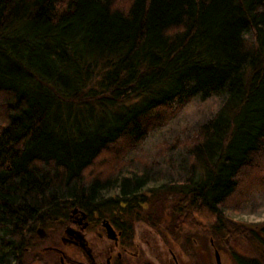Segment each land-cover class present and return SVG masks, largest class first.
Wrapping results in <instances>:
<instances>
[{"label": "trees", "instance_id": "1", "mask_svg": "<svg viewBox=\"0 0 264 264\" xmlns=\"http://www.w3.org/2000/svg\"><path fill=\"white\" fill-rule=\"evenodd\" d=\"M259 200L264 0H0V264L69 207L189 246Z\"/></svg>", "mask_w": 264, "mask_h": 264}, {"label": "flooded vegetation", "instance_id": "2", "mask_svg": "<svg viewBox=\"0 0 264 264\" xmlns=\"http://www.w3.org/2000/svg\"><path fill=\"white\" fill-rule=\"evenodd\" d=\"M43 229L42 235L35 231L33 241L15 264H136L140 256L134 225L129 234L116 220L102 218L79 207H69ZM252 239L256 241L252 244L255 258L248 259L235 253L234 256L244 261L242 264H264V234L261 233L259 239ZM206 250L202 264H224L220 256L224 247L210 240ZM234 256L229 255V263L237 264ZM158 264H180V259L169 250V255L163 253Z\"/></svg>", "mask_w": 264, "mask_h": 264}, {"label": "rangeland", "instance_id": "3", "mask_svg": "<svg viewBox=\"0 0 264 264\" xmlns=\"http://www.w3.org/2000/svg\"><path fill=\"white\" fill-rule=\"evenodd\" d=\"M259 201H255V205L259 204L260 207L264 202ZM155 211L157 213H153V215L158 214L157 217L160 216L161 219L156 229L144 222H136L134 224L135 240L141 249L136 264H147V262L158 264L163 253L169 255V250L178 256L180 264H202L205 260L204 255L207 253L206 245L210 243V240L214 244L225 248V251L220 254L224 264H231V262L229 263V259L231 258L229 255L232 253L248 259L255 258L252 244L256 243V241L252 239L253 235L251 234H246L245 236H241L240 234L233 235L225 241L221 240L220 243H217L207 235L204 227H199L192 233L195 235L194 238H191L192 244L188 246L186 244V236L189 233L186 230H182L178 242L173 240L170 232L167 230L168 220L165 218V209L158 207ZM230 225L236 227L235 230L237 232L244 228L258 231L264 229V205L260 209L252 210L249 213L232 215Z\"/></svg>", "mask_w": 264, "mask_h": 264}, {"label": "water", "instance_id": "4", "mask_svg": "<svg viewBox=\"0 0 264 264\" xmlns=\"http://www.w3.org/2000/svg\"><path fill=\"white\" fill-rule=\"evenodd\" d=\"M104 222H106V220H105ZM37 233H38L39 235H42V234L44 233V229H43V228H38V229H37Z\"/></svg>", "mask_w": 264, "mask_h": 264}]
</instances>
